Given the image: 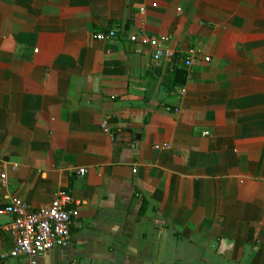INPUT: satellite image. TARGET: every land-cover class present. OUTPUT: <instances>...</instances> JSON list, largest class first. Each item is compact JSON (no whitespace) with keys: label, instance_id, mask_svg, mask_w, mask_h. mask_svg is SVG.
I'll return each mask as SVG.
<instances>
[{"label":"crops","instance_id":"obj_1","mask_svg":"<svg viewBox=\"0 0 264 264\" xmlns=\"http://www.w3.org/2000/svg\"><path fill=\"white\" fill-rule=\"evenodd\" d=\"M3 174L0 208L75 201L34 264H264V0H0Z\"/></svg>","mask_w":264,"mask_h":264},{"label":"built area","instance_id":"obj_2","mask_svg":"<svg viewBox=\"0 0 264 264\" xmlns=\"http://www.w3.org/2000/svg\"><path fill=\"white\" fill-rule=\"evenodd\" d=\"M116 36L114 30L97 34L95 39L105 41ZM131 42L148 44L152 50L154 61L160 59H172L174 52L166 48L169 42L167 36L148 37L143 34L130 35ZM193 53V51H192ZM195 54V53H194ZM185 66L191 65L190 58L185 61ZM104 130L105 127L103 126ZM106 131V130H105ZM207 135V133H204ZM168 145L157 146L156 149H167ZM78 176L85 175L84 169L76 171ZM2 187H6V176H0ZM9 215L12 221L4 227V230L14 235V247L9 253L12 258L25 256L35 263L36 257L55 248L69 246L72 231L76 227L78 211L72 196L63 190L56 191L50 205L38 209H30L21 199L12 198L3 208H0V216ZM7 255H0V261H4Z\"/></svg>","mask_w":264,"mask_h":264}]
</instances>
